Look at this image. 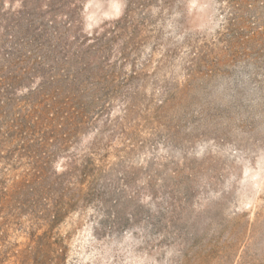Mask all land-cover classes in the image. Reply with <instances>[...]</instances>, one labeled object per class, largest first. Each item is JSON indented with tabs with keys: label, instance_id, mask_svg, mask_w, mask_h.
Segmentation results:
<instances>
[{
	"label": "rangeland",
	"instance_id": "1",
	"mask_svg": "<svg viewBox=\"0 0 264 264\" xmlns=\"http://www.w3.org/2000/svg\"><path fill=\"white\" fill-rule=\"evenodd\" d=\"M0 264H264V0H0Z\"/></svg>",
	"mask_w": 264,
	"mask_h": 264
}]
</instances>
